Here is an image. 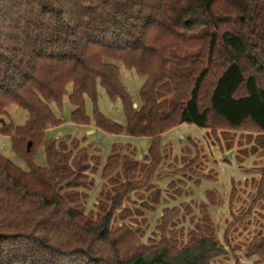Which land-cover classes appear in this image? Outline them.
Masks as SVG:
<instances>
[{
	"label": "trees",
	"instance_id": "16d2710c",
	"mask_svg": "<svg viewBox=\"0 0 264 264\" xmlns=\"http://www.w3.org/2000/svg\"><path fill=\"white\" fill-rule=\"evenodd\" d=\"M118 62L146 76L138 107ZM99 87L122 100L127 124L98 107L96 124L153 144L144 161L116 150L108 157L103 177L125 182L95 217L80 188L93 184L100 156L94 163L81 140L68 146L46 133L62 123L52 104L66 95L72 120L90 124L86 98L97 103ZM12 104L28 121L0 122V131L30 169L0 153V264H213L231 242L227 232L219 239L207 208L200 218L184 202L165 207L160 239L150 243L132 220L164 198L156 178L171 128L247 130L252 150L264 154V0H0V117ZM41 146L47 166L35 163ZM133 191L142 203L126 206ZM263 201L264 178L245 215ZM246 248L264 263V229Z\"/></svg>",
	"mask_w": 264,
	"mask_h": 264
},
{
	"label": "rangeland",
	"instance_id": "374dc122",
	"mask_svg": "<svg viewBox=\"0 0 264 264\" xmlns=\"http://www.w3.org/2000/svg\"><path fill=\"white\" fill-rule=\"evenodd\" d=\"M118 65L120 78L138 107L142 104L141 88L146 76L128 69L122 62H118ZM68 89L72 90V84ZM96 107L105 117L126 126L127 117L122 100H113L99 87L97 103L90 97L86 98V112L90 117V124H79L72 120L73 105L66 95L61 106L52 104L62 123L49 128L46 133L47 139L65 141L68 146L74 145L77 139L81 140L80 146L86 147L94 156V163L98 162V155L100 156L99 166L91 175L93 184L80 188L86 211L92 212L95 217L103 212V205L108 202L107 194L125 182L121 176L114 175L111 180L103 177L108 157L116 150L144 161L153 144L151 136L131 135L126 130L112 133L99 127L95 122ZM28 118L26 110L12 104L7 108L6 123L2 127L11 123L25 125ZM247 133V130L232 129H218L208 133L206 128L185 122L162 134L165 162L157 170L156 185L164 198L155 212L132 220L136 229L141 228L145 232L143 242L150 243L160 239L156 225L164 208L184 202V205L193 206V212L199 214L200 218H203L204 209H208L221 241L224 242L227 232L231 244L226 246L227 253L218 256L213 264H264L259 263L256 257L247 255L246 248L247 243L264 229V201L257 204L251 215H245L258 190V183L264 178V154L252 150ZM0 153L23 169H30L28 163L15 153L13 136L2 131ZM190 162L193 170L185 167ZM35 163L40 166L48 165L44 146L38 149ZM209 190L213 198L208 196ZM133 203H142L139 193L134 191L131 202H126L125 205L132 207Z\"/></svg>",
	"mask_w": 264,
	"mask_h": 264
},
{
	"label": "water",
	"instance_id": "95a60500",
	"mask_svg": "<svg viewBox=\"0 0 264 264\" xmlns=\"http://www.w3.org/2000/svg\"><path fill=\"white\" fill-rule=\"evenodd\" d=\"M134 106L137 107V103H134ZM0 122H1L2 124H5V123H6L5 119L2 118V117H0Z\"/></svg>",
	"mask_w": 264,
	"mask_h": 264
}]
</instances>
